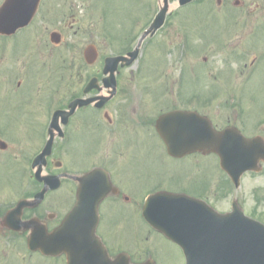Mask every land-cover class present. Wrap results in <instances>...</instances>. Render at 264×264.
<instances>
[{
    "label": "rangeland",
    "instance_id": "1",
    "mask_svg": "<svg viewBox=\"0 0 264 264\" xmlns=\"http://www.w3.org/2000/svg\"><path fill=\"white\" fill-rule=\"evenodd\" d=\"M125 1L126 3L123 4L122 0H113L117 5L113 9L106 5L108 4L106 0L59 1L60 13L56 12L57 17L55 19H63V15L66 13H68L67 16L73 14L79 19L78 25H81L82 31L85 30V33L67 32L64 36L66 40H64L65 43L69 44V47L64 45L63 49L54 50L56 54L50 56L45 55L46 50L41 43L40 50L43 53H38L37 60L34 59L30 66L27 65V67L34 69L33 72L37 73L42 80V82L39 80L37 84L39 92L48 94L51 91L50 94L59 97V102H62L65 98L64 93L68 81L73 80V92H76L86 82V78L93 75L101 76L102 59L88 66L82 57L69 59L63 53H67L71 46L79 48L89 42L94 43L102 51H110L111 45L109 43L106 45V40L104 41L98 32L101 21L106 19L130 21L135 17L144 18L147 14L132 1ZM226 1L233 4V0ZM239 1L251 3L249 8L244 5V8L249 10V13L246 12L249 14L248 17L245 12L239 9L231 10L235 15L233 20L226 19V16L220 12L217 21L206 14H200L199 19L204 20V25L214 24L211 27H206L210 29L206 32H211L212 38L207 35V39L203 38L197 41L196 37L201 35L198 30L193 36L186 39L185 49L178 41L177 28L173 22L175 19H171L168 24L170 30L168 34L170 33L171 38L166 45L158 48L156 47L159 44L158 39L157 41L153 39L145 41L144 49L138 60L128 68L120 69L119 84L142 85L139 72L148 76L151 70L157 71L159 67V72L163 75H160L161 77L159 76L157 80L155 79V83H164L165 93L170 102L169 104L168 102H154V115L160 110L171 108V105H178L181 100L178 84H181L180 89L186 100L184 107H196L206 114L210 113L212 120L217 125L234 124L247 135L249 133L251 135L260 134L264 137V25H262L264 24L262 23L264 22V0ZM217 7L214 1L213 9L221 10ZM186 13L191 14L192 11ZM43 14L44 12L41 10L35 20H41ZM245 19L249 22H243ZM251 19L253 21H250ZM224 20L228 21L223 22ZM187 24L188 26L189 24L191 26L196 25V18L188 21ZM42 29L44 30V28ZM50 29L53 28L48 27L46 30L50 31ZM75 29H77V25H74L71 30ZM173 31L175 32L172 33ZM212 32L215 33L212 34ZM46 38L47 34L43 32V40ZM26 58L27 56L24 54H17L11 55L10 59L17 68H22L21 63L25 62ZM156 59L160 62L159 65ZM41 75L44 76L43 79ZM50 75L51 81L49 78L50 82L45 87L43 81ZM23 76L20 75V77ZM28 81L33 83V80H25V82ZM149 88L150 85H148ZM136 91L138 94H143L144 99L152 101L151 98L145 97V92ZM193 95H196L200 103L195 102L196 99L188 100ZM1 99L2 96H0ZM124 99L131 101L130 97L127 98L119 93L112 99L111 105L119 102L124 107L126 103L128 104L127 101H125L126 103L122 102ZM159 99L163 100L164 98L161 96ZM206 101H210L211 104L202 103ZM51 106L53 107L49 108L43 104L41 109L28 108L27 106L25 110L18 105L9 104L7 106L8 113H6V108L0 104V115L8 114L12 117L22 118L20 115H27L29 111L33 115L35 112L41 111L44 112V115L48 113V110H52L55 105ZM111 117H115L112 110ZM127 127L129 126L124 128ZM122 129L120 127L118 131ZM16 130L23 131L21 128ZM24 130H29L28 125L25 124ZM112 136L106 139L89 140L95 145V151L89 154L87 165L96 161L93 155L98 153V150H102L99 147L100 142L109 139L115 141L117 145L119 144V149L127 158L125 160L122 156L120 160L122 174L129 185L135 186L138 211L141 208L143 196L148 194L152 188L154 189L151 191L157 189L155 187L158 186L166 189H185L189 194L192 193L205 198L219 211L229 210L231 201L237 200L247 214L264 222V161L259 172H245L241 177L240 186L236 188L226 173L221 170L218 157L214 154H192L177 161L169 159L166 154H163L158 148V144L151 142L152 140L145 143V138L150 137V135H146L143 140H138L136 143L126 142L125 134L119 135L117 133L115 137L112 138ZM152 139L156 140L155 137ZM57 155L65 164L71 163V159L74 158L72 153ZM62 194V191L57 193L58 196H62ZM124 211L125 209H122V212ZM125 225L120 229V248L128 251L134 261L153 257L157 264H178L182 259L181 250L174 244L163 240L154 233L155 231L148 230L146 223L139 214L130 218Z\"/></svg>",
    "mask_w": 264,
    "mask_h": 264
},
{
    "label": "flooded vegetation",
    "instance_id": "2",
    "mask_svg": "<svg viewBox=\"0 0 264 264\" xmlns=\"http://www.w3.org/2000/svg\"><path fill=\"white\" fill-rule=\"evenodd\" d=\"M4 1L0 0V7ZM57 1L40 0L35 15L26 26L19 28L13 34L0 32V96H2L0 104L6 108V113H8L7 106L9 104L18 105L25 110L27 106L28 108L41 109L43 104L45 107L55 105L53 111L66 109L70 101L84 96L82 91L84 83L79 91L73 92V80L71 79L67 82L65 98L62 102H59V97L44 92L42 97L44 99H38L42 93L38 94L40 90L37 84L39 80L40 82L42 80L37 73L33 72L34 69L27 67L34 62V59L37 60L38 53H43L40 50L41 43L46 50L45 55L50 56L56 54L54 50L63 49L64 45L69 47L64 38L67 32L85 33V30L82 31L81 25H78L79 19L73 14L67 16L68 13H66L63 15V19H55L60 5V3H56ZM122 1L123 4L126 3L125 0ZM130 1L143 9L142 11H146V16L144 18L135 17L130 21H101L98 32L102 39L106 40V45L109 43L112 49L102 51L101 48H97L98 59L104 60L111 55L127 54L137 45L152 24L158 9L157 7L155 11L153 0ZM236 3L243 7L246 12H249L244 8V5L249 8L251 3L248 4L245 1ZM207 7H210V4ZM221 7L227 6L221 3ZM177 8V10L169 11L165 22L156 29L153 35L148 30L140 50L145 41L153 38L158 39L159 42H167L171 38L170 33L168 34L170 31L168 24L171 19H175L173 22L177 28L178 37L185 33L186 14L184 6ZM41 10L44 12L43 18L35 20ZM74 25H77V29L71 30ZM48 27L53 29L48 31L46 30ZM198 28L200 29V27ZM43 32L47 34V38L44 40ZM113 43L117 44L114 45ZM134 43L135 45L132 46ZM82 46L79 48L71 46L69 51L63 54L69 59L83 58L84 45ZM17 54L27 56L25 62L21 63L22 68H17L11 62V55ZM20 75L24 76L20 77ZM26 79L33 80V83L25 82ZM49 82L47 77L43 81L45 87L48 86ZM127 87L128 85L117 83L115 96L119 93L122 96H127L129 91ZM136 87L141 89L148 87V85H136ZM141 92H145L146 98H151L153 90L146 89ZM90 94L97 95L99 91L92 90L88 95ZM111 101L112 99L101 108H96L93 105L78 107L74 114L67 118L65 124L62 123L61 117L58 119L57 126L61 127L62 135L59 136V127H54L55 139L52 144V153L47 158L44 170L49 174L58 175L60 186L56 189H47L43 198L33 205L32 203L36 201L35 194L44 188V182L35 178L34 171L37 167L35 166V158L43 148L45 143L43 138L48 135L51 115L49 113L43 115L44 112L41 111L42 115L40 112H35L33 115L30 111L27 115H20L23 119L8 114L0 115V264H68V257L65 252H47L54 251L48 250L50 247L45 244V240H48V236L55 232L76 201L79 183L75 177L93 169L99 170L98 178L103 181L107 179L109 183L108 193L98 204V218L94 227L95 234L103 243L110 258L125 252L124 249L120 248L122 220H129L138 214L135 187L129 185L122 174L120 160L122 156L125 160L127 158L119 149V144L117 145L115 141L108 139L100 142L99 147L102 150H98V153L93 155L96 161L87 165L89 154L95 151V145L89 140L106 139L110 138L111 135L113 138L117 133L119 135L125 134L126 142L132 143L143 140L146 135H150V137L145 138V143L150 140L154 143L153 137L159 142L160 138L154 129L153 111L155 106L153 104L155 101L153 99L152 101L146 100L143 98V94H138L136 90H132L131 108L127 99L122 101L128 102V104L125 102L124 107L119 102L111 105ZM111 110L115 117H111ZM169 110L167 109V111ZM162 111L160 110V112ZM17 123L22 124L18 125ZM25 124L28 125L29 130H24ZM125 126L129 127L124 128ZM120 127L123 129L118 131ZM20 128L23 131L16 130ZM56 153H72L74 158L71 159V163L65 164ZM48 183L46 186H49ZM59 191H62V196L57 195ZM23 199L31 200V204L25 205L18 212L10 213L11 209ZM122 204L125 205L124 212H121ZM34 235H36L37 241H33L31 246L29 241ZM129 257H131L130 254ZM79 259V255L71 256V260L75 263Z\"/></svg>",
    "mask_w": 264,
    "mask_h": 264
},
{
    "label": "water",
    "instance_id": "3",
    "mask_svg": "<svg viewBox=\"0 0 264 264\" xmlns=\"http://www.w3.org/2000/svg\"><path fill=\"white\" fill-rule=\"evenodd\" d=\"M16 3L17 1L10 4L9 0L11 16L14 15ZM29 5L32 6L33 3ZM35 5L26 10L27 14L30 13L29 15L17 18L9 32L28 21ZM87 50L93 52L90 48ZM135 56L136 53L132 52L129 59L107 58L104 72H109L110 76L106 78L105 86L113 84V72L118 63L122 61L123 65L125 61V64H130ZM87 60L92 62L94 59ZM93 82L94 79L89 82L86 91L95 86ZM95 99L73 100L69 105L71 111L63 112V116L71 114L77 104H88ZM107 99V97H101L97 106H101ZM56 116L57 114L52 125L55 124ZM157 127L166 142L169 153L173 156L178 157L193 151L216 152L219 155L221 167L230 175L236 186L240 175L247 169L255 168L259 158L264 157V149L258 140L245 138L235 128L215 131L208 119L195 112L177 111L164 114L158 119ZM52 139L51 136L41 154L38 155L37 162L45 163V156L51 150ZM40 172L41 167L36 172L37 176ZM43 178L51 179L50 176ZM50 186L55 188L58 183L55 185L51 183ZM105 192L106 188L100 180L89 179L85 182L81 179L77 202L55 232L63 241L59 250L67 254H82L83 264H130L125 254L110 260L95 236L93 228H85L84 221L96 220V205ZM42 194L43 192L39 196ZM144 212V216L153 226L181 245L186 256L185 264H264V225L245 216L235 204L231 212L220 214L195 198L180 194L157 193L149 197L145 203ZM72 222L79 232H70ZM140 264H153V262L147 261Z\"/></svg>",
    "mask_w": 264,
    "mask_h": 264
}]
</instances>
